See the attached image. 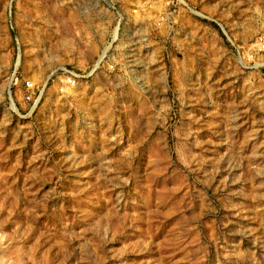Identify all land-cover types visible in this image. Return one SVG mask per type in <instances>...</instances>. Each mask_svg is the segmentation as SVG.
I'll return each instance as SVG.
<instances>
[{
	"label": "rangeland",
	"instance_id": "obj_1",
	"mask_svg": "<svg viewBox=\"0 0 264 264\" xmlns=\"http://www.w3.org/2000/svg\"><path fill=\"white\" fill-rule=\"evenodd\" d=\"M131 1L0 0V264H264V0Z\"/></svg>",
	"mask_w": 264,
	"mask_h": 264
},
{
	"label": "built area",
	"instance_id": "obj_2",
	"mask_svg": "<svg viewBox=\"0 0 264 264\" xmlns=\"http://www.w3.org/2000/svg\"><path fill=\"white\" fill-rule=\"evenodd\" d=\"M161 4V12L157 14V16L154 18L155 22L158 24H173L175 22L174 15L175 10H187L189 7L186 5V3L183 0H147L140 7L143 8V11H147L148 7H151V5H154V2ZM102 4L106 5V10L112 16L114 27H115V34L112 35V32L108 38V40L105 42V44L101 47L99 52L96 55L95 63L91 64L90 68H85L83 70H75L72 67L67 66H60L58 67L54 72H58L57 75H55L56 79V89L58 91H63L67 88L76 87L77 85L81 84L86 77H89L93 72H98L100 70L109 73L115 69L114 64V58L117 56L115 52H113V49L115 46H120V49H127L128 48V42L130 39L136 36L135 31L130 32L128 34L127 29H125V25H128L126 21H129L126 19V15L124 11L118 7V5L114 2H102ZM129 8L132 13H135L137 10V7L135 2H132L129 0ZM143 16H138V18L134 19L132 18L131 23L132 27H135L136 25H140L144 23L146 20L142 18ZM105 26H110L112 23L108 22V20H105V22H102ZM122 50V51H123ZM255 51L259 53H254ZM245 56V59L248 61V64H252L254 67H264V36H259L257 43H256V50H252L248 52ZM23 89L24 92L23 98L25 101L32 100L34 94L36 92H39L37 89V85H35L31 80L25 79L23 80Z\"/></svg>",
	"mask_w": 264,
	"mask_h": 264
}]
</instances>
